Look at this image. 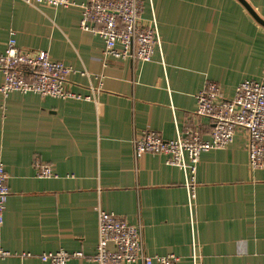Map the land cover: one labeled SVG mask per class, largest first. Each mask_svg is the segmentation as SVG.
Segmentation results:
<instances>
[{"label": "crops", "instance_id": "1", "mask_svg": "<svg viewBox=\"0 0 264 264\" xmlns=\"http://www.w3.org/2000/svg\"><path fill=\"white\" fill-rule=\"evenodd\" d=\"M71 1L36 8L0 0V52L14 30L20 49L72 67L68 87L83 97L0 98V162L11 192L0 226V250L10 255L0 264H49L41 255L61 250L84 254L68 264H96L100 208L142 222L151 256L193 264L195 243L200 264H264V169L250 168L245 130L202 153L193 212L183 170L163 154L136 159L132 142L148 130L175 139L187 126L209 139L196 95L207 80L227 99L244 80L264 82V27L239 0H142L160 48L149 62L104 61L103 39L80 28L89 0ZM246 1L264 19V0ZM40 165L57 177H37Z\"/></svg>", "mask_w": 264, "mask_h": 264}, {"label": "built area", "instance_id": "2", "mask_svg": "<svg viewBox=\"0 0 264 264\" xmlns=\"http://www.w3.org/2000/svg\"><path fill=\"white\" fill-rule=\"evenodd\" d=\"M39 8L71 7V0H23ZM83 31L99 35L105 44L104 61L115 57L131 62H149L161 46L156 17L144 22L142 0H89L80 6ZM15 31H10L6 50L0 52V98L4 100L12 92L35 93L60 99H83L68 87L72 67L53 60L47 51L31 52L17 45ZM88 100L93 97H84ZM197 120L206 118L210 124V138L204 139L199 127L187 126L179 130L175 139L167 140L154 130L136 134L132 140L136 159L144 154H163L167 163L179 167L185 175V187L191 212L197 199V169L202 153L223 149L234 141L239 130L248 134L249 165L252 170L264 169V82L247 79L227 99L221 86L211 80L204 83L196 95ZM39 178L57 177L48 165H40ZM9 176L0 162V226L5 220L7 203L11 195ZM193 218V214H191ZM193 264H200L197 245L193 244ZM0 250V258L9 256ZM82 258V252L58 251L43 253L41 260L49 264H68L74 258ZM92 260L96 264H178V257L151 256L146 252L144 225L129 224L123 217L102 208L98 211V245Z\"/></svg>", "mask_w": 264, "mask_h": 264}, {"label": "water", "instance_id": "3", "mask_svg": "<svg viewBox=\"0 0 264 264\" xmlns=\"http://www.w3.org/2000/svg\"><path fill=\"white\" fill-rule=\"evenodd\" d=\"M246 10L250 13V15L262 26L264 27V19L261 18L255 10L250 6V4L246 0H239Z\"/></svg>", "mask_w": 264, "mask_h": 264}]
</instances>
